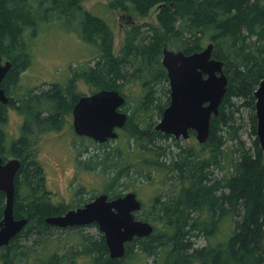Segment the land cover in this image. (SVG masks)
Segmentation results:
<instances>
[{"label":"trees","instance_id":"1","mask_svg":"<svg viewBox=\"0 0 264 264\" xmlns=\"http://www.w3.org/2000/svg\"><path fill=\"white\" fill-rule=\"evenodd\" d=\"M42 2L47 3L45 11ZM154 5L162 10L163 33L150 23L143 24H149L144 31L143 25L134 26L118 51L112 26L87 10L81 0H0V51L4 60L12 62L1 82L9 101H0V155L4 161L21 160L15 176L14 215L28 219L8 244L0 245V264H28L32 257L29 264H129L141 252L154 255L155 264H264V155L254 95L264 78V0H109L110 7L139 17ZM64 16L73 22L78 16L77 25L71 26L94 49L95 64L75 70L66 85L51 83L18 95L20 73L32 61L28 41L40 24L37 18L48 24ZM210 42L213 57L224 62L228 87L219 113L211 117L208 139L201 143L191 131L189 138L197 142L185 146L181 142L185 138L156 129L155 117L162 116L170 101L163 50L167 46L193 53ZM80 78L90 84L91 93L118 89L125 104L131 101L134 107L126 122L131 130L124 148H117L118 154L111 158L110 151L92 155L82 161L84 165L113 173V186L105 191L110 197L125 193L116 189L122 177L135 185L140 176L143 183L159 189L145 212L143 202L136 211L138 218L153 225V232L127 242L121 258L110 256L102 232L70 233L69 247L60 252L64 240L60 236L54 240V231L85 225L58 228L46 221L82 204L54 200L36 152L40 136L61 128L73 113L83 95L76 91ZM134 84L139 88L132 97L128 89ZM10 106L24 120L20 136L8 142ZM246 130L254 138L250 145L243 136ZM5 200L0 190V218ZM221 232L226 235L223 242L213 244L212 237Z\"/></svg>","mask_w":264,"mask_h":264},{"label":"water","instance_id":"2","mask_svg":"<svg viewBox=\"0 0 264 264\" xmlns=\"http://www.w3.org/2000/svg\"><path fill=\"white\" fill-rule=\"evenodd\" d=\"M213 48L212 42L193 53L164 47L162 62L168 72L170 101L156 129L177 138H188L191 131H195L199 142L208 139L211 117L219 113L229 82L224 62L213 57ZM11 66L9 59L3 61L0 51V101L5 104L9 97L1 82ZM254 95L257 135L264 155V78ZM125 102V96L118 89H101L82 95L73 108L75 132L98 142L117 138L118 129L126 124L129 117L123 110ZM20 165L19 158L4 161L0 155V190L6 194L0 218V245L8 244L28 223L27 218L14 215L15 176ZM141 207L142 201L132 190L116 197L103 192L63 214L48 216L46 221L62 228L96 223L105 236L110 256L121 258L125 255L127 242L135 237L148 236L154 230L149 221L136 216Z\"/></svg>","mask_w":264,"mask_h":264},{"label":"rangeland","instance_id":"3","mask_svg":"<svg viewBox=\"0 0 264 264\" xmlns=\"http://www.w3.org/2000/svg\"><path fill=\"white\" fill-rule=\"evenodd\" d=\"M81 3L87 10L102 16L109 22L113 28L114 45L118 51L126 36L127 30L134 26L150 23L158 27L160 34L164 31L160 18L162 10L158 5L152 6L146 16L139 17L130 14L129 11L124 12V10L110 7L109 0H81ZM42 4L45 11L47 9V3L42 2ZM37 20L40 24L35 28L37 31L33 32L32 30L33 33L30 35V40L28 41L32 54V61L20 73L16 90L18 95L25 94L36 87L48 88L51 83L66 85L75 70L84 69L87 66L94 65L96 62L92 46L82 38L77 28L71 26L72 24L77 25L79 21L78 16H76L74 21L76 23H74L70 17L66 16L62 17L59 22H55V20L48 24L39 17ZM147 29H149V24L142 26L143 31ZM28 34L29 29L26 31V35ZM138 88L139 85L134 84L130 86L128 93H130L132 97H135L138 93ZM76 91L81 92V94H89L91 93V86L87 81H84L83 78H80L76 85ZM129 98L131 99V96H129ZM131 103L132 102L129 101V104L126 103L123 106V110L127 111L128 115L134 109ZM8 117L6 129L9 142L11 139L20 136L24 119L22 114L11 106L9 107ZM161 117H155L156 124ZM130 130L131 126L125 124L122 128H119V136L117 138L110 139L106 142H97L91 137L75 133L73 115L71 114L67 117L61 128L42 134L36 144V152L38 158L44 165L48 186L54 194V200H62L66 204L74 206L78 203H83L81 202L83 201V197L87 199L94 193L97 194L110 191L113 186L112 183L115 181L110 180L113 173L108 174L103 172L101 168L95 170L88 169L82 161L98 153H101V156H103L105 151H110L109 158L112 156L115 157V155L118 154L116 149L124 148V144L128 143L125 135ZM243 136L249 145L254 140L253 136H250L247 130L244 131ZM89 138L94 142H91ZM181 142L185 146H190L193 142L197 141L195 138H188L186 140H181ZM134 143L135 141L133 140L130 147H133ZM140 179L141 177L138 176V179L134 182L135 185H133L127 184V178L122 177L116 189L124 190L123 192L128 190L136 191L138 198L145 204L142 209V212H145L146 209L150 207L151 197H153L159 189L155 187V184L147 185ZM124 185L126 187H124ZM81 187L83 190L78 191L77 189H81ZM127 187L130 188L126 189ZM76 232L99 235L101 230L95 223L71 230L66 229L62 231L61 228L56 229L53 239L57 240L60 236L62 240H64V242L61 243L62 245L60 244L59 246V249H61L60 252L69 247L70 243H66L67 239L70 240L69 234ZM225 237V232H221L216 237L213 236L211 242L215 244L218 241H222ZM202 245H204V242L201 240L199 246L201 247ZM33 261L34 259L32 257L29 259L28 264ZM128 263L155 264V256L141 252L135 256L134 259L129 260ZM80 264L87 263L81 262ZM159 264L163 263L161 262Z\"/></svg>","mask_w":264,"mask_h":264},{"label":"flooded vegetation","instance_id":"4","mask_svg":"<svg viewBox=\"0 0 264 264\" xmlns=\"http://www.w3.org/2000/svg\"><path fill=\"white\" fill-rule=\"evenodd\" d=\"M126 193V192H125ZM82 204H84V203H82ZM82 204H80V205H82ZM96 224V223H95ZM97 225V224H96ZM98 226V225H97ZM99 227V226H98Z\"/></svg>","mask_w":264,"mask_h":264}]
</instances>
